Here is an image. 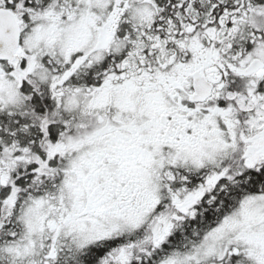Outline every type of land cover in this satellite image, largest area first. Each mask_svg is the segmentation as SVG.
I'll use <instances>...</instances> for the list:
<instances>
[{
	"label": "snow or ice",
	"instance_id": "6c2138e0",
	"mask_svg": "<svg viewBox=\"0 0 264 264\" xmlns=\"http://www.w3.org/2000/svg\"><path fill=\"white\" fill-rule=\"evenodd\" d=\"M0 264H264V0H0Z\"/></svg>",
	"mask_w": 264,
	"mask_h": 264
}]
</instances>
